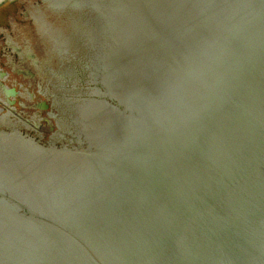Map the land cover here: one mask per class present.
<instances>
[{
  "label": "water",
  "instance_id": "95a60500",
  "mask_svg": "<svg viewBox=\"0 0 264 264\" xmlns=\"http://www.w3.org/2000/svg\"><path fill=\"white\" fill-rule=\"evenodd\" d=\"M32 15L64 136L0 132V264H264V0Z\"/></svg>",
  "mask_w": 264,
  "mask_h": 264
},
{
  "label": "rangeland",
  "instance_id": "374dc122",
  "mask_svg": "<svg viewBox=\"0 0 264 264\" xmlns=\"http://www.w3.org/2000/svg\"><path fill=\"white\" fill-rule=\"evenodd\" d=\"M39 1L4 0L0 3V71L1 63L10 64L6 89L16 87L23 94L7 97V111L6 105L0 102V132L56 148L63 143V122L59 96L32 15V8ZM15 69L25 74L18 75L13 72ZM26 90L35 97L33 101ZM9 99H15L16 105L11 106ZM39 102H44L47 109H38Z\"/></svg>",
  "mask_w": 264,
  "mask_h": 264
},
{
  "label": "flooded vegetation",
  "instance_id": "af4514ba",
  "mask_svg": "<svg viewBox=\"0 0 264 264\" xmlns=\"http://www.w3.org/2000/svg\"><path fill=\"white\" fill-rule=\"evenodd\" d=\"M2 64V67H1V71H0V102L5 104L6 105V111L8 109V99L7 97L10 96V98H15V96H22L23 94H20L17 90H16V87L14 88H8L6 89L7 87H9V84L6 83V79H8L9 75H11L10 73V64ZM13 64V63H12ZM7 70V71H6ZM13 72L17 73L18 75L20 74H25L24 72H22L21 70H17L15 69ZM10 73V74H9ZM12 84H14V82H12ZM12 86V85H11ZM6 91H5V90ZM27 91V90H26ZM28 92V91H27ZM28 95L30 97V99H32V101L35 99V97L33 96V94H31L30 92H28ZM17 103V101L15 102V99H9V104L12 106H15ZM37 107L38 109H47V105L44 103V102H39L37 104ZM0 112H2V109H0ZM54 116V115H52Z\"/></svg>",
  "mask_w": 264,
  "mask_h": 264
},
{
  "label": "bare ground",
  "instance_id": "6f19581e",
  "mask_svg": "<svg viewBox=\"0 0 264 264\" xmlns=\"http://www.w3.org/2000/svg\"><path fill=\"white\" fill-rule=\"evenodd\" d=\"M1 1V0H0Z\"/></svg>",
  "mask_w": 264,
  "mask_h": 264
}]
</instances>
